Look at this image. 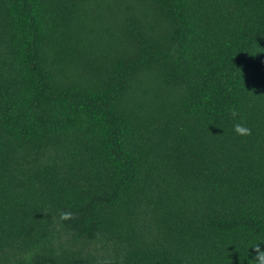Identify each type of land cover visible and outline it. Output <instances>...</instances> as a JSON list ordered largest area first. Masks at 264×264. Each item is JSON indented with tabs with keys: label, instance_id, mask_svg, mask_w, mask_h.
Segmentation results:
<instances>
[{
	"label": "trees",
	"instance_id": "16d2710c",
	"mask_svg": "<svg viewBox=\"0 0 264 264\" xmlns=\"http://www.w3.org/2000/svg\"><path fill=\"white\" fill-rule=\"evenodd\" d=\"M257 244L264 0H0V264H257Z\"/></svg>",
	"mask_w": 264,
	"mask_h": 264
},
{
	"label": "clouds",
	"instance_id": "9594fccd",
	"mask_svg": "<svg viewBox=\"0 0 264 264\" xmlns=\"http://www.w3.org/2000/svg\"><path fill=\"white\" fill-rule=\"evenodd\" d=\"M238 114L239 113L235 109H233L231 111V115L233 117H236ZM233 131L237 135H242V136L251 135V129L249 127L245 126L242 123L234 124ZM59 218H60L61 221L70 220V219L73 218V213L62 211L60 213V217ZM253 249H254V251L256 253L254 259L257 261V264H264V248H262L261 245L257 244V245L254 246ZM25 259H30V256H26ZM97 264H111V262H110V260L105 258L103 260H98Z\"/></svg>",
	"mask_w": 264,
	"mask_h": 264
}]
</instances>
